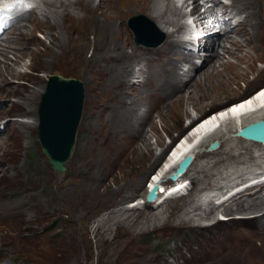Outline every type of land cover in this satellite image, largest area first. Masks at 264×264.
Listing matches in <instances>:
<instances>
[{
    "label": "rangeland",
    "instance_id": "374dc122",
    "mask_svg": "<svg viewBox=\"0 0 264 264\" xmlns=\"http://www.w3.org/2000/svg\"><path fill=\"white\" fill-rule=\"evenodd\" d=\"M157 1H160L161 12L180 22L181 31L176 38L182 40L185 33L182 15L188 9L175 0ZM170 2L177 7L176 12L170 13ZM95 4L96 10L87 0H38L37 9L26 15L30 21L22 20L26 28L19 32L13 27L0 45V51H8L12 60L2 61L1 66L16 65L17 55H23L26 65H16L19 70L16 74L5 73L0 77V83L3 82L0 84V264H264V208L261 209L264 192L260 195L263 198L258 200L259 194L254 195L255 192L235 203L229 200L230 196L222 198L223 194L264 170V146L235 138L239 120L229 125L226 120H232L226 118L224 124L223 121V125L220 124L224 127L217 129L218 133L214 131V136L210 134L213 138L199 147V156L186 176L192 182L190 191L181 195L187 189V184H181L176 191L179 196L171 193L165 202L155 206L144 203L151 179L166 168L167 147L190 137L191 131L186 133L190 121L223 111L264 86V48L253 50L249 58L254 63L250 64L246 58L237 71L228 73L223 66H218L221 74L212 80L205 79L208 65L204 63L196 75L193 74V84L175 97L160 89L161 83L155 80L159 67H164L167 74L174 69L170 65L174 61L177 64L178 51L172 53L167 48L171 40L167 31H163L145 9L126 7L123 0H95ZM109 6L120 9L114 11ZM128 9L133 10L128 12ZM235 9L242 15L236 20L242 17L244 22L236 31L238 36L235 33L232 37L248 38L256 21L251 17L252 22H247V13L238 11V7ZM180 12L182 15L177 16ZM140 15L155 22L158 27L155 39L164 34L166 43L150 48L136 45L128 22ZM59 21L62 27L52 26ZM110 22L116 23L118 31L105 40L103 27ZM258 25L259 36L254 37L257 43V38L262 37L261 31L264 36L261 15ZM173 29L168 28L169 32ZM59 36H65L61 47L54 42ZM122 45L127 46V54L141 52L142 58L133 63L123 86L104 87L102 82L109 79L106 66L111 62L108 58L111 55L113 63L115 50H121ZM226 45L239 52L235 46ZM98 52L103 56L102 67L93 64ZM216 52L221 53L224 61L236 62L233 55L223 53L219 47ZM208 53L206 51L202 58ZM166 61L170 65L167 66ZM179 72L182 76L181 70ZM54 75L81 80L85 88L74 151L62 174L52 167L39 140L40 104L49 78ZM168 77L169 74L165 79ZM149 79L152 81L147 86ZM202 83L205 84L199 91ZM225 84L228 87L225 88ZM178 85L182 86L180 81ZM122 92L126 109L130 103L134 105L130 113L132 121L141 123L146 119L144 135L152 153L146 149L144 156L138 157L139 152L147 148V142L138 138L139 125L117 130L108 124L106 108L113 107ZM260 111L258 115L262 117L264 110ZM21 121L30 127H25ZM219 138L223 141L220 149L210 153V144ZM123 148H129L130 153ZM233 155L240 156L244 162L237 163ZM159 156L160 161L154 165ZM119 188H122L120 193ZM202 191L209 192H204L199 200ZM217 199L224 203H216ZM239 199L238 196L236 200ZM198 206L199 210L194 211ZM239 207L249 210L239 212Z\"/></svg>",
    "mask_w": 264,
    "mask_h": 264
},
{
    "label": "bare ground",
    "instance_id": "6f19581e",
    "mask_svg": "<svg viewBox=\"0 0 264 264\" xmlns=\"http://www.w3.org/2000/svg\"><path fill=\"white\" fill-rule=\"evenodd\" d=\"M103 1H106V0H103ZM230 3L229 4H223L221 0H207L205 2V0H185L184 2V5L185 6H190L192 5L193 8H192V11L194 13H199L202 11V9L205 7V4H207L208 2L210 3H214L215 5H217V8H221V13L222 15H231V18H229L228 20H219L220 22V25L222 27V31L219 35L217 36H214L212 39L208 40L206 42V44L204 45V51H209V53L204 57V59L201 61V65H196L195 63H192V66H191V69H189L188 71V75H187V80H190L188 82H186L187 80L184 79L183 76H180V68H179V65H180V62L181 61H188V62H191L193 60V57L189 54H184L183 51H181V49L184 47V40H179L178 38H176V34L180 33L181 31V26H180V22L179 21H176V20H173L172 18H170V16H168L166 13L164 12H161L160 11V8H159V2L157 0H123V4L126 5V7H130V8H134V7H138V8H142V9H145L149 14H151L153 16V19L155 20L156 24L161 28L163 29V31H167V36L168 38L170 37V41L168 42L167 44V48L170 49V51L172 53L174 52H177L178 51V56L175 54V59H177V64L176 62L174 61L172 65L169 64V61L172 60V58L170 59L169 58V61H166L165 64L170 65V67L173 66V70L170 71V73L164 71V67H159V71L157 73V77L155 80H158V83L160 84L161 83V86L160 89H162L163 91H165L167 94H174V96L176 97L178 95V93L183 89V88H188L192 83V78L195 77L193 74L198 72L197 70L201 69L203 64L204 63H207V69H205V73H204V76H205V79L206 80H212V78H215L216 76H219L221 73H220V70L218 68V66H223V68L228 72H232L233 70H236L238 68H240L242 66V63L245 62V59L246 58H249L251 57V53L253 50H257V49H262L264 47H262L261 45H264V36H263V33L261 31V34H262V37H258L257 40L259 43H257L255 40H254V37H257L259 36L257 34V31L258 29L260 28L259 25H258V21H259V16L261 15V17L263 18L264 17V0H229ZM243 2L242 4H244L246 2V4H244L245 6L243 5H237L235 4L234 2ZM9 2H11V0H9ZM87 2L89 4L92 5L93 9L96 10V4H95V0H87ZM109 2V0H108ZM79 3H81L79 1ZM222 4V6L218 5V4ZM101 4V3H100ZM106 4L108 5V3L106 2ZM111 4L112 1H111ZM170 13L171 12H176L177 11V7L175 5H173L171 2H170ZM110 5V4H109ZM183 5V6H184ZM250 6L249 8H246V6ZM238 7L239 10L241 12V10L245 11L249 17V21L247 22H252L250 20L251 17H253V20L256 21L255 23V26H253L254 28L252 29V34L255 33V35L252 36L249 35L250 37L246 38L245 36L242 35L241 39L240 38H235V37H232L233 35H236L238 36V32L237 29L242 25V23L244 22L243 21V18L241 17L240 20H238V22L236 24H233L231 23V21L236 18L237 16H240L241 14L237 13L235 7ZM109 9L113 10H118L120 9V7H111L109 6L108 7ZM133 9H128V12H131ZM137 10V9H136ZM169 10V9H168ZM236 10V11H235ZM33 11L35 10H32V11H27V12H23L19 15L16 16V18L12 19V21L9 23V30H11L13 27H15L16 30H18L19 32H22V28H26V24L23 23L22 20H26V21H30V18L29 20H27V16L26 15H29V13H32ZM252 12V13H251ZM169 13V14H170ZM257 13V14H256ZM167 16H166V15ZM259 14V16H257ZM182 15V13H177V16H180ZM183 18L185 17V14L182 15ZM242 16V15H241ZM111 19V18H110ZM24 20V21H25ZM114 20V19H113ZM21 21V22H20ZM48 22V20L46 19V23ZM29 23V22H28ZM179 23V25H178ZM50 24V23H49ZM246 24V22L244 23ZM261 24V23H260ZM17 25V26H16ZM52 25V24H51ZM54 27H62V22H56L54 25H52ZM51 26V27H52ZM179 26V28H177ZM261 26V25H260ZM170 27H174V29L169 32L168 28ZM67 29V28H66ZM250 29V28H249ZM248 29V30H249ZM264 29V28H263ZM262 30V29H261ZM117 31H118V27L116 26V23L113 22V23H108V24H105V26L103 27V33L105 36V40H106V36H108L109 34L111 35H116L117 34ZM240 32V31H239ZM243 33V32H242ZM246 34V33H245ZM63 35V34H62ZM8 37V36H7ZM6 37V38H7ZM24 37V36H23ZM65 36L61 37H57L54 39V42L56 44L57 42V45L59 47H61L63 45L62 41H63V38ZM221 37V38H220ZM3 39L0 41V45H2V43H4V41L6 40ZM21 38V37H20ZM221 41H220V39ZM22 39V38H21ZM167 39V38H166ZM109 41V40H108ZM168 41V40H167ZM263 41V43H262ZM114 42V40H113ZM166 43V41L164 42ZM163 43V44H164ZM179 43H181V45H179ZM261 43V44H260ZM162 44V45H163ZM226 44H230L232 47H236V49L239 50V52H235V50L233 51L231 49V47L229 48V46H227ZM61 45V46H60ZM138 46V45H137ZM117 47V46H116ZM116 47H114L116 49ZM122 49L119 50L117 48V50H115V55L116 59H114V62L112 63V58H111V55L110 57L108 58L109 63L107 66H106V71L108 73V77L109 79L107 81H104L102 82V86L106 87L107 85L110 86V88H113L115 87L116 84H118L119 86L120 85H124V83L126 82V78L129 76L130 72H131V67L133 66V63H135L136 61L139 62L140 60H137V59H140L142 58L141 57V52H138L137 51L133 52L132 55L130 54H127L126 53V48L127 46H121ZM220 48L221 51L225 54H229V55H233L234 58H236V62L234 64H232L230 61H224L223 58L221 57V53L219 54L218 52H216V49L217 48ZM19 48H20V45H19ZM103 48V47H102ZM179 48V49H178ZM8 49H12V48H8ZM7 49V50H8ZM107 49H110V48H107ZM2 50V49H1ZM102 50V49H101ZM110 51V50H109ZM260 51V50H259ZM107 52V51H106ZM105 52V53H106ZM22 53V52H21ZM104 53V54H105ZM148 53H150V51H148ZM8 51H0V77H2L3 74H16L18 70L17 67H15L16 65H18V67H23L25 65V62H24V58H23V55L19 56L17 55L16 56V60L14 61L16 65H13L12 63V66H1V63L2 61H11L12 60L8 57ZM170 54V53H169ZM151 55V54H150ZM165 55V54H164ZM105 56V55H104ZM140 56V57H139ZM166 56V55H165ZM225 56V55H224ZM25 57V56H24ZM102 57L101 54H97V56L94 58L93 60V64L98 66V67H102V64H100V61L102 60ZM195 58V57H194ZM211 58V59H210ZM202 59V58H200ZM222 60V62H220ZM227 60V59H226ZM229 60V59H228ZM249 60V63L252 64L254 63L253 61H251V58L248 59ZM104 61V60H103ZM106 61V60H105ZM173 61V60H172ZM247 61V60H246ZM193 62V61H192ZM6 63V62H5ZM142 63V62H140ZM217 63L220 65H217ZM9 65V64H8ZM26 67V65H25ZM146 67V66H145ZM21 69V68H20ZM144 69V68H142ZM141 69V70H142ZM147 68L144 70L145 73H147ZM235 71V72H236ZM239 72V71H238ZM19 73V72H18ZM178 73H179V76H178ZM226 73V74H228ZM104 74V73H103ZM169 74V77L165 79L166 75L168 76ZM232 74V73H231ZM238 75V74H237ZM15 76V75H14ZM173 76V77H171ZM232 76V75H231ZM6 77V76H5ZM106 77V76H105ZM224 77V76H223ZM172 78L171 80H168ZM218 78V77H217ZM231 78V77H230ZM145 79V78H144ZM142 79V80H144ZM153 79V77L151 78ZM226 79V77H225ZM228 79V78H227ZM9 80V79H8ZM217 80V79H216ZM215 80V81H216ZM151 81L152 80H148L145 84L147 86H150L151 84ZM180 81V83L182 84V86H179L178 85V82ZM225 81V80H224ZM227 81V80H226ZM131 83H134V84H138L137 82H132L130 80ZM185 82V83H184ZM198 82V81H197ZM219 82V81H218ZM3 83V82H1ZM0 83V84H1ZM221 83V82H220ZM229 83V82H228ZM185 84V85H184ZM205 84V83H204ZM204 84L202 83L200 85V90H202ZM196 85V83H195ZM198 85V84H197ZM211 85V84H210ZM224 86V85H223ZM230 86V84H229ZM17 87V86H16ZM222 87V86H221ZM225 88L228 87L227 84H225L224 86ZM192 88V87H191ZM119 89V88H118ZM120 90V89H119ZM228 90V89H227ZM122 91V90H121ZM183 91V90H182ZM197 91V90H196ZM198 91V92H199ZM262 93H264V86L260 89H258L254 94H252L251 96L249 97H246L244 98L243 100H240L236 103H233V104H230L228 107L224 108L225 110L221 111H217V112H214V113H210V115H207L205 117H202L199 119V116L195 117L194 120L190 123L189 125L187 126V132L188 133L189 131H191V133H189V136L188 138H185V141H183V143L180 142V145L179 147L175 148L174 151L171 153V151L169 152V157L167 158L168 162H166V168L164 171H160L161 173H158L157 175H155L151 181H150V187L152 188L155 184H159L160 185V189H163V186L165 183H168L170 182V180L168 179V177L170 176V174H172L174 171L177 170V168L179 167L180 163L189 155H192L194 156V162L193 164L191 165L190 168H188L187 172L181 176L182 178V181H184L185 177L188 175V173L190 172V170L192 169L196 159L198 158L199 154H198V149L200 146H205L206 142L209 140H211L214 136V131H216L217 129H219L220 127H224V126H221L224 124L226 118L227 119H230L232 121L227 122V124H233L234 125V122L236 123V120H239L240 123L235 127L236 129V133L239 132V130H241L242 128H244L245 126L249 125V124H252L254 122H257V121H260V120H264V115L261 117L260 115H258V113L260 114V110H264V95H262ZM39 95V94H38ZM118 95V94H116ZM183 95V94H182ZM179 96V95H178ZM181 96V95H180ZM205 96V95H204ZM185 98V97H183ZM180 99L177 98L176 100ZM182 99V98H181ZM34 100V99H33ZM183 100V99H182ZM125 96H124V93L122 92L121 95L118 97H116V103L113 107H107V113L109 112L108 114V120H109V125L112 127V129H117L118 128L121 130L122 128H125V126L127 127H136L137 125H139V134L137 133L138 138L144 142H147V148H145L144 150H141L138 154V157L139 156H144L145 154V150L147 149L149 152H153V149L151 147V145L148 143V139L146 138V136L144 135L145 134V126L143 125L145 122H146V119H144L141 123L138 121L136 123H134L130 117V113L132 112L131 111V108H132V103H130V105L127 107L128 109H126V104H125ZM138 102V101H137ZM127 103V102H126ZM135 103V102H134ZM139 103V102H138ZM32 104V103H31ZM170 104V103H169ZM134 106V105H133ZM110 108V110H108ZM130 108V109H129ZM260 111V112H259ZM149 112V111H148ZM147 112V113H148ZM106 113V112H105ZM150 115V114H149ZM143 116V115H142ZM104 118V117H103ZM145 118V117H144ZM147 119H149V117H146ZM151 119V118H150ZM104 121V120H103ZM150 121V120H149ZM152 121V120H151ZM223 121V124H221V122ZM39 123V122H38ZM103 123V122H102ZM140 123V124H139ZM152 123V122H151ZM21 124L24 125L25 127H30V124H28L27 122H23L21 121ZM104 124V123H103ZM107 124V125H108ZM221 124V125H220ZM227 124L225 123V127L227 126ZM229 124V125H230ZM35 126H37V121L35 122L34 124ZM232 125V126H233ZM23 126V127H24ZM227 128V127H226ZM222 129V128H221ZM220 129V130H221ZM225 129V128H223ZM228 129V128H227ZM231 129V127H230ZM111 130V129H110ZM132 130V129H130ZM233 130V128L231 129ZM107 131V129H106ZM136 132V131H135ZM108 133V132H107ZM121 133H123L121 131ZM218 133V130L217 132ZM215 133V134H216ZM210 134H213L212 136ZM109 135V134H108ZM118 136V135H117ZM210 137H212L210 139ZM128 138V137H127ZM126 138V139H127ZM235 138H237L238 140L241 139V140H246V142H253V143H256V144H260V145H263L262 143H259V142H255V141H250V140H247L245 138H241V137H238L235 135ZM120 139V138H119ZM125 139V138H124ZM123 140V139H122ZM132 140V139H131ZM136 140V139H135ZM176 139H174L172 142H174ZM208 141V142H209ZM220 145L223 143V141H221V139L219 138L218 139ZM127 142V141H126ZM130 142V140L128 141ZM142 142V143H144ZM248 142V143H249ZM123 143V142H122ZM132 143V141L130 142ZM137 143V142H135ZM124 145V144H123ZM132 145V144H131ZM137 145V144H136ZM211 145V144H210ZM130 146V145H129ZM128 146V147H129ZM133 146H135L133 144ZM264 146V145H263ZM114 147V146H113ZM124 147H127V146H124ZM137 147V146H136ZM144 147V146H143ZM171 145H169L167 148V151L170 149ZM131 148V147H130ZM135 148V147H134ZM111 149V148H110ZM114 149V148H113ZM124 149V148H123ZM140 149V148H139ZM201 149V148H200ZM220 149V146L217 150L214 151V153L216 151H218ZM120 150V149H119ZM118 150V151H119ZM127 150L128 153H130V150L129 148H125L124 151ZM116 151V150H115ZM117 151V152H118ZM121 151V150H120ZM119 151V152H120ZM133 151V150H132ZM166 151V152H167ZM118 152V153H119ZM212 151H210L211 153ZM106 153V152H105ZM104 153V154H105ZM127 153V154H128ZM132 153V152H131ZM134 153H136L134 151ZM171 153V154H170ZM117 154V153H116ZM122 155V154H121ZM132 155V154H131ZM135 155V154H134ZM132 155V156H134ZM120 156V155H118ZM137 157V156H136ZM101 158V157H100ZM99 158V159H100ZM113 158V157H112ZM116 158V157H115ZM126 158V157H125ZM142 158V157H141ZM233 158L235 159V161L237 163H242L244 161H242L241 157H237L235 155H233ZM140 159V158H139ZM161 159V156H159L158 158H156V161L154 163L157 164ZM101 160V159H100ZM122 160V158H121ZM141 160V159H140ZM98 161V160H97ZM109 161V160H108ZM120 161V160H119ZM133 161V160H132ZM242 161V162H240ZM118 162V161H117ZM137 162V161H136ZM139 162V161H138ZM120 163V162H119ZM129 163V162H128ZM103 164V163H102ZM115 165V164H114ZM131 165V164H130ZM152 165V166H154ZM122 166V164H121ZM115 167V166H114ZM125 167V165H124ZM136 167V166H135ZM256 167V166H255ZM102 169V168H101ZM115 169V168H114ZM113 169V171H114ZM122 169V168H121ZM258 169V168H256ZM264 169V168H263ZM112 170V168H111ZM163 170V168H162ZM254 172H255V169H253ZM264 171V170H263ZM261 171V172H263ZM66 172V171H65ZM116 172V171H115ZM114 173V172H113ZM132 173V171H131ZM62 174V173H60ZM256 174V173H255ZM263 174L264 173H261V174H257L254 176L253 179H247V181L244 183V184H240L241 186H237L235 188H233L232 190L229 191V193H226V194H223L222 195V198L223 199H227L229 196V200H231L233 203L235 202H238L240 201L241 199H244V197L246 196H249L248 194L250 193H254V195H258L259 196L256 198L257 200L258 199H261L263 198L261 195V193L264 192V181H263ZM108 175V173L106 174ZM119 177V176H118ZM123 177V175H122ZM130 177V176H129ZM120 178V177H119ZM126 178V177H125ZM145 178V177H144ZM129 179V178H128ZM255 179V181H254ZM90 180V179H89ZM119 180V179H118ZM123 180V179H122ZM257 180V181H256ZM127 181V180H126ZM132 183V182H131ZM250 183V185H246ZM257 183V184H256ZM99 184V183H98ZM183 185H186L183 184ZM259 185V186H258ZM126 186V185H125ZM188 186V185H187ZM186 187V186H185ZM128 188V187H127ZM239 189V190H238ZM122 188H119L117 192H121ZM127 190V189H126ZM238 190V191H237ZM187 191V189H186ZM236 191V192H235ZM85 192V190H84ZM116 192V193H117ZM203 194L199 197V200L202 199V196L204 195V192H209V191H202ZM235 192V193H234ZM87 194V193H86ZM183 194V193H182ZM181 194V195H182ZM233 194V195H232ZM100 195V194H99ZM180 195V196H181ZM212 196V195H211ZM239 196V200H236V198ZM252 196V195H251ZM256 197V196H255ZM165 199L162 198V194H159L158 195V198L154 201V202H146L145 205L147 206H155L156 204H159L158 202L163 199L162 201H166V197H164ZM219 198V196L217 197ZM254 198V197H253ZM198 200V201H199ZM245 200V199H244ZM255 200V199H253ZM252 200V201H253ZM161 201V202H162ZM251 201V202H252ZM224 203L223 201H221V199H217V202L216 203ZM145 203V202H144ZM219 203V204H220ZM238 204V203H236ZM255 204V203H254ZM264 204V203H263ZM145 207V206H144ZM238 207V206H237ZM247 207V206H246ZM252 207V206H251ZM199 206L195 208L194 211L196 210H199ZM264 207H262L261 209H263ZM253 209V208H252ZM251 209V210H252ZM258 209V208H257ZM239 212H245L249 209H242V207H239L237 209ZM214 211L211 210V214H213ZM262 216L264 217V212L262 213Z\"/></svg>",
    "mask_w": 264,
    "mask_h": 264
},
{
    "label": "water",
    "instance_id": "95a60500",
    "mask_svg": "<svg viewBox=\"0 0 264 264\" xmlns=\"http://www.w3.org/2000/svg\"><path fill=\"white\" fill-rule=\"evenodd\" d=\"M128 25L134 33V41L138 46L158 47L165 40L164 34L159 39H155L154 32L158 31V27L145 15L131 18ZM84 101L85 88L81 80L61 75L49 78L39 109V140L50 164L58 173L67 170L66 164L73 154ZM236 135L264 144V120L246 126ZM219 146V141H215L210 145L209 150H216ZM193 162L194 156H187L171 178L176 180L184 175ZM158 189L157 185L153 187L147 196L148 202L157 199Z\"/></svg>",
    "mask_w": 264,
    "mask_h": 264
},
{
    "label": "snow or ice",
    "instance_id": "6c2138e0",
    "mask_svg": "<svg viewBox=\"0 0 264 264\" xmlns=\"http://www.w3.org/2000/svg\"><path fill=\"white\" fill-rule=\"evenodd\" d=\"M262 95H264V93H262Z\"/></svg>",
    "mask_w": 264,
    "mask_h": 264
}]
</instances>
